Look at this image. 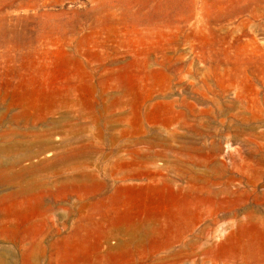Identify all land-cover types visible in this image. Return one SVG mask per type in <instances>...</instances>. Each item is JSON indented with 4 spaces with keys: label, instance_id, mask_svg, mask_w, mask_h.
I'll return each instance as SVG.
<instances>
[{
    "label": "rangeland",
    "instance_id": "1",
    "mask_svg": "<svg viewBox=\"0 0 264 264\" xmlns=\"http://www.w3.org/2000/svg\"><path fill=\"white\" fill-rule=\"evenodd\" d=\"M0 264H264V0H0Z\"/></svg>",
    "mask_w": 264,
    "mask_h": 264
},
{
    "label": "bare ground",
    "instance_id": "2",
    "mask_svg": "<svg viewBox=\"0 0 264 264\" xmlns=\"http://www.w3.org/2000/svg\"><path fill=\"white\" fill-rule=\"evenodd\" d=\"M51 155H52V154H51ZM47 156H48V155H47ZM49 156H50V155H49ZM30 170H31V169H30ZM32 170H33V169H32ZM34 170H35V169H34ZM34 170H33V171H34ZM35 172H36V171H35ZM31 173H32V172H31ZM36 173H37V172H36ZM33 175H34V174H33Z\"/></svg>",
    "mask_w": 264,
    "mask_h": 264
}]
</instances>
